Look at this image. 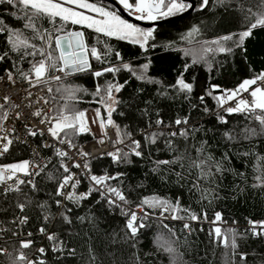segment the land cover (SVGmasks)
<instances>
[{
  "label": "trees",
  "instance_id": "16d2710c",
  "mask_svg": "<svg viewBox=\"0 0 264 264\" xmlns=\"http://www.w3.org/2000/svg\"><path fill=\"white\" fill-rule=\"evenodd\" d=\"M90 1L117 11L103 1ZM200 3L198 0L191 13L177 20L151 27L154 38L143 49L126 40L99 35L81 25H64L65 31L83 32L86 44L107 52V56L104 62L90 57L89 70L69 76L63 74L62 80L51 89L57 115L65 103L63 97L68 95L64 89L73 86L81 91L69 104L76 110L91 108L95 111L100 108L103 118L107 112L95 102L99 98L93 95L97 85L104 86L108 82L124 85L119 93H114L120 103L115 105L112 118L122 132L131 133L130 137L140 142L143 155H130V162L119 164L109 157L93 158L89 162L91 175L122 174L107 183L124 193L130 207L141 204L144 198L159 197L172 203L178 199L182 208L200 217L199 221L186 219L188 213L183 211L179 215L185 219L164 220L159 218L161 209L145 205L143 208L148 216L142 218L146 227L140 229L134 239H129L125 228L127 217L122 214L121 207L110 206L91 185H82L86 193L93 189L87 199L78 202L67 199L62 203V197L56 195V190L66 173L60 167L61 158L50 151L53 160L36 178L35 188L23 184L20 191L8 194L0 191V248L11 254L0 255V264H11L20 252L29 260H43L45 264H172L169 254L160 248V244L167 241L173 242L172 246L180 255L178 264H264V237L254 238L251 233L244 235L249 219L264 220V187H253L258 183L256 177L264 172V130L258 121L245 114H227L214 98L221 94L220 91L212 90V85H218L220 89H235L243 80L264 72V27L254 29L240 47L228 41L225 46L233 49L231 53L209 54L210 70L208 64H192L193 57L184 55L185 49L199 53V42L244 31L255 20L254 16L250 20L245 19L249 15L247 8L251 6L258 11L259 0H209L203 10H200ZM24 16L20 6L0 3V28L18 30L38 48L46 47L40 39H34L36 33L32 29L24 27L27 22ZM61 25L59 20L53 24L46 17L36 21V27L42 33L63 35L64 32H55ZM193 26L199 28V34L194 36L192 43L181 40ZM235 39L238 40V35ZM117 52L120 59L115 55ZM5 53L7 56L0 60V74L11 73L21 82L28 81L22 73H29L32 63L42 58L37 55L22 59V52L11 50L7 31L0 33V56ZM124 63L137 72L148 63L146 75L159 83L138 80L127 70L115 75L106 73L99 78L93 75L109 66L122 68ZM186 64L190 65L187 70ZM55 72L50 70L47 75ZM181 76L193 84L190 94L172 87ZM209 91L212 95H207ZM201 96L204 97L203 102ZM219 116H223L227 123H221ZM184 118H188L187 125H175L176 119ZM158 119L164 124L157 126ZM181 128L188 131L187 139L179 135L170 137L171 132L179 133ZM247 129H255L257 135L250 136ZM153 133L160 135L155 143H150L146 136ZM90 137L89 134L77 135L72 142L86 141ZM169 139L172 140L171 147L167 143ZM200 148L203 151L197 152ZM25 154L23 146L12 143L3 161L20 159ZM177 156H182V160L154 170L156 161L173 160ZM208 156L213 158V175L207 179L200 178V170L193 167L192 162ZM216 162L220 163L221 172L215 171ZM201 190H209L212 195L202 199ZM58 200L60 205L56 203ZM18 204L25 205L23 211L17 207ZM217 212L222 214L223 223L213 224L211 222ZM205 214L207 220L204 219ZM65 215L70 223L65 221ZM16 217H27V222L18 226L13 221ZM185 223L190 224L191 232L184 229ZM217 226L240 233L235 252L215 242L209 235ZM41 228L43 233L49 231L56 235L61 250L51 251L48 240L39 233ZM21 240L33 243L30 248L21 249ZM40 247L46 250L43 256L37 250ZM242 253L247 257L244 261L240 259Z\"/></svg>",
  "mask_w": 264,
  "mask_h": 264
},
{
  "label": "snow or ice",
  "instance_id": "6c2138e0",
  "mask_svg": "<svg viewBox=\"0 0 264 264\" xmlns=\"http://www.w3.org/2000/svg\"><path fill=\"white\" fill-rule=\"evenodd\" d=\"M0 3H7L13 7L20 6V10L25 13V20L27 21L24 25L25 28L32 29L36 35L34 39H40L46 47H37L35 44L30 43L29 40L23 37V34L18 30H8L6 28H0V33L7 31L8 32V43L10 48L14 52H22L21 58H26L28 56L35 57L37 55L42 58L39 61H34L32 67L29 70V73H22L25 79L29 80V83L32 87H35L41 83H47V73L50 70H55L57 72L64 73L65 76L73 75L75 73L85 72L90 69V57L94 58L97 61L104 62L107 56V52L98 50L96 47L88 46L85 42L84 33L80 31H65L64 25H81L95 31L97 34L106 36L108 38H117L120 40H126L132 44L139 45L140 48H145L149 40L153 39V32L151 30H144L140 27L129 23L127 20H124L116 12L106 10L102 6H98L95 3L89 2V0H0ZM119 3L122 7L129 13V15H134L137 20H157L159 18H167L172 15H179L193 9L195 6L191 3H188L187 0H119ZM209 0H201L200 10H203L207 7ZM78 9H84L89 13H94L95 15H87L84 11H79ZM248 16L245 17L246 20H250L253 16L255 17L254 22L250 23L246 29L239 34H229L211 41H203L201 43V49L199 53L194 52L192 49H185L184 55L186 57L192 56V64H199L204 62L209 65V70L211 69V64L207 60L209 54L215 53H231L233 49L231 47H226L225 44L228 41H232L237 47L243 45L244 40L252 34V31L258 27H264V0H259V10L254 11L251 6L247 8ZM46 17L50 23L55 24L57 20L62 22L60 28L55 29L56 33L64 32L63 35L40 32L36 27V21L40 18ZM199 34V28L193 26L188 32L181 37V40H185L188 43H192L194 36ZM238 35V40L235 39V36ZM54 45V49H53ZM215 45V47H212ZM32 49V51H29ZM110 51V49H109ZM58 53L54 55L53 53ZM117 59H120V53L115 54ZM7 56L5 53L3 56H0V60H3ZM190 65H185V70H187ZM149 64L145 63L141 66L139 72L133 70L129 64L124 63L121 67L118 66H109L102 68L100 71H95L93 73L94 77H102L106 73L116 74L121 70H127L131 72L133 76L138 80H145L149 83H159L150 79L146 73L148 71ZM34 76L35 79L32 80L30 77ZM7 79L12 81L13 77L11 73H8ZM51 79L56 81H61V76H54ZM264 81V72L254 76L250 79L243 80L235 89H220L218 85H212V90L220 91V95L215 96V100L220 108H223L224 111L231 115L234 113L245 114L250 118H254L262 126L264 130V84L260 82ZM126 83V82H125ZM124 85L114 84L112 82L106 83L104 86L97 85L94 96L99 99L95 102L102 105L107 112V120L101 118V110L97 108L96 119L93 120V123L99 121L100 128L103 131L106 127L112 126L116 128L117 140L116 144H124L125 138L131 136V133L122 132L118 125L112 120V113L116 110L115 105L120 103L114 95V93H119ZM173 88L178 89V91L183 93L190 94L193 91V84L186 82L182 76L178 78L176 84L172 86ZM51 91V88L48 89ZM68 95L63 97L65 103L62 106L59 115L51 118H46L41 120V124L50 125L48 127V133L53 137V139H58L61 144H68L69 147H74L72 143V138L77 135H81L85 132H88L90 129L88 127V121L85 111L76 110L73 105L69 104V101H75L77 99L76 93L81 91L78 87L68 86L64 89ZM57 91H60L58 88ZM247 93L251 99L244 98V94ZM207 95H212V92L209 91ZM5 103L8 102L9 97L4 98ZM200 100L203 102L204 97L201 96ZM47 102V101H45ZM235 103V106L225 105ZM0 108H3V105H0ZM207 111V109H205ZM34 116L39 117L41 115L40 111L33 113ZM123 115V113H121ZM19 118V114H17ZM8 118L7 112L4 113V116L0 119L6 120ZM218 119L221 123H227L223 116H219ZM175 125H187L188 118L176 119L174 121ZM157 126L164 124L163 120L158 119L156 121ZM0 131H3V126L0 124ZM14 131V130H13ZM250 136L257 135L255 129L246 130ZM29 134L36 136L37 131L29 129ZM39 134H43L40 132ZM106 135V133H104ZM160 133H153L151 136H146L150 143H155L156 138ZM170 137H175L177 135L187 139L188 131L185 128H181L179 133L171 132ZM226 136L229 134L226 133ZM231 139V137L229 136ZM0 139L6 140L7 143L0 146V154L7 152L9 146L12 144V140L8 139V136L5 134L0 136ZM104 141L101 140L100 143ZM169 146H172V140L169 139ZM48 145H45L47 147ZM141 144L138 140H131V151L127 152L123 149L117 148L115 152L108 153L111 156L112 160L115 163L121 162H130L128 159L130 155L136 157H142L143 153L140 150ZM203 149H197V152H202ZM56 155L65 158L67 153L61 149H56ZM81 155L87 156L88 154L82 152ZM182 156H177L173 160H159L156 161V169L158 170L161 165L175 164L182 160ZM212 160L211 156H208L206 159H200L198 161H193L192 166L200 170V178L207 179L213 175L212 172ZM85 168L88 167L85 163ZM46 165H40L31 161H22L18 163H13L9 165L0 166V184L7 185L4 189L5 193L20 191V186L23 184L31 185L35 188L34 178L40 174V171ZM61 168H63L64 173H68L60 181L56 195H64L66 199L73 201H80L87 199L88 195L93 190L89 189L88 193L76 194L69 192L64 193V189L67 187L76 188L79 184V181L74 180V176L70 173L69 167L64 163H61ZM73 167H80L79 164H74ZM39 169L40 171H35ZM207 169V170H206ZM215 171L221 172L222 167L219 162L215 163ZM5 173H10L6 175ZM22 173L23 175L29 177L28 180H22L19 178L18 174ZM122 174H117V176H90V180L95 186L96 191H100L101 196L106 198L110 206L121 207L122 214L127 217L125 228L127 230L126 236L129 239H134L138 231L146 225L143 223V218L138 216L137 211H131L130 209H125L122 205H127L129 201L127 200L124 193L116 187H112L107 181L118 179ZM177 176H181L180 173H177ZM258 183L254 184L253 187H264V172L261 175L256 177ZM9 180H13L14 184H7ZM70 182H72L70 184ZM194 187L198 185L194 184ZM103 188V190H101ZM209 195L212 193L209 190H201V198L208 199ZM117 201L121 203H117ZM60 205V201L56 202ZM149 208H159L161 209V217H164L165 213L170 215V218L173 220L185 219V217L180 216L181 211L187 212L188 215L186 219L190 221H199L200 217L195 213H192L189 209H184L181 207L179 200L175 203L169 202L167 200L161 199L159 197L144 198L141 201V204L136 205V208L140 212H144L143 206ZM17 207L23 211L25 208L24 204H18ZM68 211H71L70 209ZM148 216L147 212H144V218ZM48 219V217H45ZM66 222L70 223V220L67 215L64 217ZM82 219V218H81ZM204 219L207 220V215L205 214ZM138 221H140L138 223ZM20 223H26L27 217H22L19 221ZM213 224L223 223V217L220 212L215 214L214 220L211 222ZM167 228V225H164ZM184 229L189 232L192 231L189 223L184 224ZM41 232H44V229H40ZM169 231H172L169 229ZM251 233L254 238L264 237V220L254 221L248 220V228L245 230L244 235ZM17 235V233H13ZM29 235H31L29 233ZM174 235V233H173ZM210 236L213 237L215 242L221 243L224 247H230L233 252L237 249V237L240 236V233L235 229H223L221 227H214L210 233ZM48 239L50 241L56 240V236L49 234ZM31 240H21L20 248L28 249L32 245ZM159 243V242H158ZM171 241L164 242L160 244L162 251L169 254L172 260V264H178L180 260V255L177 252V249L172 246ZM60 249L56 246L53 247V251H59ZM43 256L45 254V249L40 248L38 250ZM0 255H11L7 252V249L0 248ZM241 261L247 259L246 254H240ZM11 264H45L43 260L32 261L28 257L20 252L19 255L15 256Z\"/></svg>",
  "mask_w": 264,
  "mask_h": 264
},
{
  "label": "built area",
  "instance_id": "2783aa9c",
  "mask_svg": "<svg viewBox=\"0 0 264 264\" xmlns=\"http://www.w3.org/2000/svg\"><path fill=\"white\" fill-rule=\"evenodd\" d=\"M125 12L129 15V13L125 10ZM91 15H95L92 13ZM131 17H135L134 15H130ZM64 73L55 72L53 75H47V83H41L35 87H32L29 83V80L26 82H21L15 78L12 81L7 79L8 74H0V105H3V108H0V118L4 116V113L7 112L8 118L6 120L0 119V124L3 126V131H0V136L7 135L8 139L12 140V143H17L23 146L26 150V154L23 158L14 159L9 162H4L3 158L8 153L4 152L0 154V166L9 165L13 163H18L22 161H31L40 165H46L42 171L39 169H35V171H40L41 175L51 164L52 156L48 154L49 151L56 152V149H61L67 153L65 158H61V163H64L69 167L70 173L74 176V180L79 181V184L76 188H71L70 186L65 188L63 191L65 194L72 192L76 194H84L86 193L82 189V185L85 183L87 185H91L95 188L92 181L90 180V169L89 162L91 159L96 157H109L110 152H115L117 148L123 149L124 151H131V140H136L133 137L125 139L124 144H116L117 133L116 128L112 126L106 127L103 131L100 128L99 121L93 123L92 121L96 119V112L91 108H84L80 111H85L88 121L89 131L83 134H89L90 139L82 142L73 143L74 147H69L68 144L59 143L58 139H53V137L48 133V127L50 125L41 124L42 119L51 118L57 116L54 113L55 101L51 95V91L48 89L57 83L58 81L51 79L54 76H63ZM35 77L32 78L34 80ZM264 84V81L260 82ZM9 97L7 103H5L4 98ZM244 98L251 99L247 93L244 94ZM47 101V102H45ZM235 106V103L225 105ZM40 111L41 115L39 117L34 116L33 113ZM19 114V118L17 117ZM102 118V117H101ZM108 116L106 115L102 119L107 120ZM112 118V117H111ZM113 120V118H112ZM114 121V120H113ZM115 123V122H114ZM29 129L35 130L38 132L36 136H32L29 134ZM14 130V131H13ZM42 132L43 134H39ZM106 133V135L104 134ZM81 134V135H83ZM103 140V143L100 141ZM7 143L6 140L0 139V146ZM45 145H48L45 147ZM10 148V146H9ZM82 152L87 153V156L81 155ZM112 159V158H111ZM85 163H87L88 167L85 168ZM74 164H79L80 167H73ZM6 175L10 173H5ZM68 173H66L67 175ZM38 175V176H39ZM112 176L110 174H106ZM19 178L22 180H28L29 177L23 175L22 173L18 174ZM34 178V182L36 178ZM72 182H70L71 184ZM7 184H14L13 180H9ZM26 184V183H25ZM7 185L0 184V191L3 194H6L4 189ZM103 190V188H101ZM100 193V191H98ZM11 193V192H9ZM8 194V193H7ZM101 194V193H100ZM62 203L67 200L64 195H61ZM117 203H121L117 201ZM125 209H130L131 211H137L138 216L144 217V212H140L136 207H130L127 205H122ZM124 215V214H123ZM125 216V215H124ZM22 217H16L13 219L14 222L20 226L23 223H20V219ZM161 219L171 220L170 215L168 213L164 214V217L159 216ZM46 220H49L46 219ZM39 233L43 236V239H47L52 252L53 247L56 246L61 250V244L59 241H50L48 239V235L51 233L46 231L45 233L41 232L39 229ZM29 235V234H28ZM30 236V235H29ZM56 236V235H55ZM43 248V247H40ZM38 248L37 250H39ZM45 249V248H43ZM46 252V250H45Z\"/></svg>",
  "mask_w": 264,
  "mask_h": 264
},
{
  "label": "water",
  "instance_id": "95a60500",
  "mask_svg": "<svg viewBox=\"0 0 264 264\" xmlns=\"http://www.w3.org/2000/svg\"><path fill=\"white\" fill-rule=\"evenodd\" d=\"M100 1H104V2H107L108 4L112 5L113 7H115L117 12L123 18H125L126 20H128V21H130V22H132V23H134V24H136L138 26H141L143 28H151V27L157 26L158 24H161V23L177 20V19L181 18L182 16L191 13L193 11V9H194V8L190 9L189 11H187L185 13H182V14H179V15H173V16H170V17H167V18H164V19H159V20H155V21H152V22H147V21H143V20H137L136 18L131 17L130 15H128L125 12V10H123L120 7V5L115 0H100ZM187 1L195 6V3H194L193 0H187Z\"/></svg>",
  "mask_w": 264,
  "mask_h": 264
},
{
  "label": "rangeland",
  "instance_id": "374dc122",
  "mask_svg": "<svg viewBox=\"0 0 264 264\" xmlns=\"http://www.w3.org/2000/svg\"><path fill=\"white\" fill-rule=\"evenodd\" d=\"M119 5H120V7L123 9V10H125L123 7H122V5L119 3V0H115ZM89 2H91V3H94V2H92V1H90L89 0ZM104 2V1H103ZM130 2H133V0H130ZM105 3H107V2H105ZM96 4V3H95ZM98 6H102V5H99V4H97ZM102 7H104L106 10H109V11H113V12H116L118 15H120L117 11H114V10H112V9H110V8H107V7H105V6H102ZM79 11H84L85 12V14H87V15H91L92 13H89V12H87L86 10H84V9H78ZM120 17L122 18V19H124V20H126L125 18H123L121 15H120ZM170 17V16H169ZM128 21V20H127ZM143 21H147V22H152V21H155V20H143ZM129 23H132V22H130V21H128ZM132 24H134V23H132ZM134 25H136V24H134ZM136 26H138V25H136ZM138 27H140L141 29H144V30H151L152 31V29L151 28H143V27H141V26H138Z\"/></svg>",
  "mask_w": 264,
  "mask_h": 264
},
{
  "label": "flooded vegetation",
  "instance_id": "af4514ba",
  "mask_svg": "<svg viewBox=\"0 0 264 264\" xmlns=\"http://www.w3.org/2000/svg\"><path fill=\"white\" fill-rule=\"evenodd\" d=\"M193 1H194V3H195V7H196V3H197L198 0H193ZM200 1H201V0H200ZM187 2H188V1H187ZM188 3H190V2H188ZM195 7H194V9H195ZM194 9H193V10H194ZM172 16H173V15H172ZM162 19H164V18H162Z\"/></svg>",
  "mask_w": 264,
  "mask_h": 264
},
{
  "label": "bare ground",
  "instance_id": "6f19581e",
  "mask_svg": "<svg viewBox=\"0 0 264 264\" xmlns=\"http://www.w3.org/2000/svg\"><path fill=\"white\" fill-rule=\"evenodd\" d=\"M48 154H50L52 156V154L50 153V151L48 152ZM52 160H53V156H52Z\"/></svg>",
  "mask_w": 264,
  "mask_h": 264
}]
</instances>
